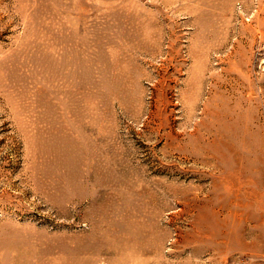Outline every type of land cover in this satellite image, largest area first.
I'll list each match as a JSON object with an SVG mask.
<instances>
[{"label": "rangeland", "instance_id": "374dc122", "mask_svg": "<svg viewBox=\"0 0 264 264\" xmlns=\"http://www.w3.org/2000/svg\"><path fill=\"white\" fill-rule=\"evenodd\" d=\"M0 264H264V0H0Z\"/></svg>", "mask_w": 264, "mask_h": 264}]
</instances>
